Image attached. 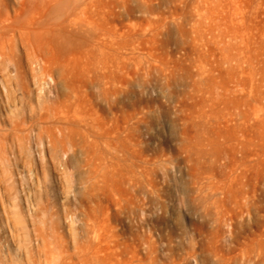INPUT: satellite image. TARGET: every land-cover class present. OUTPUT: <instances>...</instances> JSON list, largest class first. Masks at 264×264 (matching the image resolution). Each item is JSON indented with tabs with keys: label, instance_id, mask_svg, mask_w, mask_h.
Returning a JSON list of instances; mask_svg holds the SVG:
<instances>
[{
	"label": "rangeland",
	"instance_id": "1",
	"mask_svg": "<svg viewBox=\"0 0 264 264\" xmlns=\"http://www.w3.org/2000/svg\"><path fill=\"white\" fill-rule=\"evenodd\" d=\"M86 1L91 34L43 110L19 44L0 72L18 82L12 98L0 83L2 250L20 229L35 247L43 221L69 249L75 227L95 264H264V36L209 25L202 0ZM52 104L69 129L45 121ZM74 115L91 124L75 166ZM64 133L71 151L51 142Z\"/></svg>",
	"mask_w": 264,
	"mask_h": 264
},
{
	"label": "bare ground",
	"instance_id": "2",
	"mask_svg": "<svg viewBox=\"0 0 264 264\" xmlns=\"http://www.w3.org/2000/svg\"><path fill=\"white\" fill-rule=\"evenodd\" d=\"M87 4L86 0H0V72L6 70L7 62L10 59V47L19 44L30 63L29 73L32 77L33 90L43 93V95L38 93L36 95L37 106L40 110H43L44 102L47 101L48 96L52 95L51 92L55 88L56 81L54 82L55 78L53 77L58 72V68L63 66L62 60L60 61L61 57H64L66 52L74 51V48L84 47L79 34L81 36L91 34L90 27H87L82 18ZM202 4L204 20L209 25L213 22L215 24L228 22L230 24V37H240V34L244 32L248 35L250 34L249 28L260 31L259 35L264 36V0H202ZM75 25H78V28ZM101 54L97 55L100 56ZM0 76V83L3 82L6 97H13L14 90L12 88L16 89L15 87L18 86L16 78L2 74ZM12 92L13 95H11ZM44 110L46 122L52 123L63 131L69 129L71 120H68V116H61V112L59 114L55 104L54 106L53 104L47 105ZM75 112L77 113L76 110ZM76 115H74V139H72L74 140V166L76 165V152L80 145L77 137L78 132L87 137L88 131L91 129L88 115H85L86 117ZM2 137L0 133V150L3 153L5 150ZM51 137L50 134V140ZM38 138L40 140L41 135H38ZM51 142L55 146L60 143L68 145L70 151L73 147L70 136L65 133L60 139L52 137ZM40 145L42 146V143ZM48 145L50 144L47 143ZM55 146L51 147L53 148L51 151H54L56 159H58L60 151L64 148H56ZM40 152L42 153V151ZM4 158L6 159V156ZM63 162L66 167H72L71 158L68 157ZM75 219L74 216V226L76 225ZM5 220L7 223L11 221L9 217H5ZM42 223L43 228L41 229L33 227L32 232L37 241L35 247H30L27 244L30 241V233L23 229H20L21 232L17 231L12 235L16 239L19 236L21 241L14 252L8 248V242L4 240L6 249L3 251V245H0V264H95L97 262V260L94 262L96 256L90 255L93 246L91 247L79 240L75 227L70 230L71 249H69L66 241L58 233L54 230L51 231L52 229L47 232L48 229L45 230L44 227L45 222L42 221Z\"/></svg>",
	"mask_w": 264,
	"mask_h": 264
}]
</instances>
